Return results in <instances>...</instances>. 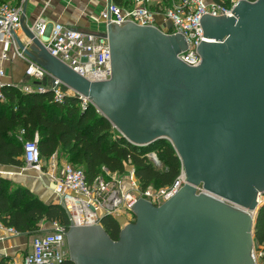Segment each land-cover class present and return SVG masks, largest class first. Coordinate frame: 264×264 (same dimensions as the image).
Segmentation results:
<instances>
[{"label":"water","instance_id":"water-1","mask_svg":"<svg viewBox=\"0 0 264 264\" xmlns=\"http://www.w3.org/2000/svg\"><path fill=\"white\" fill-rule=\"evenodd\" d=\"M25 13L24 0V40L15 34L24 54L88 98L130 143L169 140L185 175L161 205L137 199L130 207L134 219L121 226L117 240L100 224L71 223L68 260L255 264L254 225L264 204L257 200L264 192V0H237L230 16L204 14L202 38L209 41L197 46L196 66L177 57L187 48L183 35L110 23L108 11L111 72L103 81H89L51 55Z\"/></svg>","mask_w":264,"mask_h":264},{"label":"built area","instance_id":"built-area-1","mask_svg":"<svg viewBox=\"0 0 264 264\" xmlns=\"http://www.w3.org/2000/svg\"><path fill=\"white\" fill-rule=\"evenodd\" d=\"M104 7L99 17L108 24V11L110 23L129 21L142 26H153L164 33H179L185 37L187 48L180 51L177 57L185 64L196 66L201 57L197 46L203 41V30L200 19L204 14L212 16H230L232 8L237 0H229V3L213 0H103ZM24 0L18 4L11 2L0 4V43L3 45L0 54V99H4L2 87L5 84L6 69L4 63L10 61L9 47L15 56L22 59L25 66V75L30 77L33 85L27 90H50L58 102H62L66 95H75L61 81L54 78L46 69L33 62L24 54L16 42L15 34L21 31L20 17L23 11ZM223 11H222V10ZM158 15L163 17L160 23ZM49 31L48 42L45 44L48 52L67 64L89 81H103L110 77L111 58L110 46L105 32H93L78 30L59 22L48 23L40 18L36 22L34 33L43 36ZM27 40L26 43H29ZM76 96V95H75ZM81 106L91 104L84 96H77ZM38 133L35 132L31 140L23 143V170L32 169L39 176L46 178L52 185L51 191L66 210L69 225L77 226L101 225L104 215L113 217L131 216V205L139 198L146 199L155 206L171 198L185 183V175L181 169L173 182L165 187L141 188L135 177L134 167L130 161L124 163V171L121 173H109L105 169V176L99 175L92 181H88L82 168L69 162L59 160L56 154L42 159L38 148ZM149 158L154 165L160 166L156 154L150 153ZM201 187H197L200 192ZM257 200L264 202V192L258 194ZM128 216V217H129ZM132 221V220H130ZM129 222V221H127ZM126 222V223H127ZM0 231L11 236L20 233L13 227L0 224ZM67 229L52 221L48 231L35 236L31 249L27 252L21 263L11 264H61L68 259V247L66 243ZM4 234L0 235L2 239ZM252 258L255 264H260L262 247L253 242Z\"/></svg>","mask_w":264,"mask_h":264},{"label":"trees","instance_id":"trees-1","mask_svg":"<svg viewBox=\"0 0 264 264\" xmlns=\"http://www.w3.org/2000/svg\"><path fill=\"white\" fill-rule=\"evenodd\" d=\"M10 1L0 0V4ZM20 1L15 0L13 4ZM213 1L229 3V0ZM2 91L0 166L23 167V143L31 140L37 132L42 159L53 154L61 160L67 159L83 169L88 181L99 175L105 176L103 169L109 173H121L124 163L130 161L141 188H160L170 185L182 169L169 140L134 145L114 133L113 125L92 104L82 107L75 95H66L62 102H58L50 90L22 91L16 85L4 84ZM153 152L160 166L154 165L149 158ZM52 221L68 229V215L61 204L45 203L29 188L0 176V224L13 227L20 234H32ZM101 225L112 240L118 239L121 225L116 217L105 215ZM254 241L256 246L262 247L260 264H264V204L257 212ZM0 264H11L10 258L0 257ZM61 264L74 263L65 259Z\"/></svg>","mask_w":264,"mask_h":264},{"label":"crops","instance_id":"crops-1","mask_svg":"<svg viewBox=\"0 0 264 264\" xmlns=\"http://www.w3.org/2000/svg\"><path fill=\"white\" fill-rule=\"evenodd\" d=\"M26 13L25 22L28 26L36 25V22L43 18L50 28L51 22H59L64 25L77 28L83 31L105 32L107 24L100 19L99 13L104 7L103 0H25ZM41 36L43 43L48 42L49 31ZM21 40H24L23 33H17ZM3 45L0 43V54ZM10 61L4 63L6 69L5 84L16 85L22 91H28L29 85L23 84V81L29 80L30 77L25 75V62L17 58L9 47ZM32 81V79H31ZM33 83V81L31 82ZM33 85V84H32ZM45 160V159H44ZM0 173L9 174L13 177L14 182H20L21 185L29 188L43 202H57L56 197L51 191L52 185L44 177H40L39 173L32 169L15 166H0ZM10 178V177H9ZM58 203V202H57ZM43 226V225H42ZM49 226V223L48 225ZM4 234L0 239V257L6 256L10 258V263H21L24 255L30 251L32 240L25 249V235L11 236L0 231V235ZM20 253L23 257H20Z\"/></svg>","mask_w":264,"mask_h":264},{"label":"rangeland","instance_id":"rangeland-1","mask_svg":"<svg viewBox=\"0 0 264 264\" xmlns=\"http://www.w3.org/2000/svg\"><path fill=\"white\" fill-rule=\"evenodd\" d=\"M57 1H60L61 2V0H57ZM11 3H14L15 2V0H11L10 1ZM158 18H159V22L161 23L164 19H163V17L161 16V15H158L157 16ZM18 33H20V30H18L17 31ZM32 81H31V79H29V80H26V81H23V84H27V85H32L33 83H31ZM112 130H113V132L114 133H116V134H118V135H121L120 133H119V131L117 130V129H115L114 127L112 128ZM58 156V155H57ZM58 158V157H57ZM59 159V158H58ZM59 160H61V159H59ZM63 161H65V162H69L67 159H63ZM74 164V163H73ZM0 176H4V177H7V178H9V179H13V177L11 176V175H9V174H4V173H0ZM13 181V180H12ZM19 181V180H18ZM15 182L16 184H20V182ZM21 185V184H20ZM128 216H129V214H128ZM126 216V214H121V216H117L116 218L118 219V221L120 222V225L122 226V225H124L127 221H130V220H133L134 219V216H133V214H131V216ZM48 224H45V225H43V226H41V230L39 231V232H37V233H32V234H23V235H25V249H27L28 248V243L35 237V236H38V235H40V234H43L44 232H46V231H48V226H47ZM20 257L22 258L23 257V254L22 253H20Z\"/></svg>","mask_w":264,"mask_h":264}]
</instances>
